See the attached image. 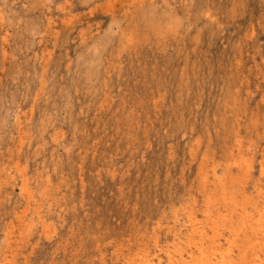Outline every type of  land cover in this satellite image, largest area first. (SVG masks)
Masks as SVG:
<instances>
[{
  "label": "rangeland",
  "instance_id": "obj_1",
  "mask_svg": "<svg viewBox=\"0 0 264 264\" xmlns=\"http://www.w3.org/2000/svg\"><path fill=\"white\" fill-rule=\"evenodd\" d=\"M240 155L264 0H0V264H122Z\"/></svg>",
  "mask_w": 264,
  "mask_h": 264
},
{
  "label": "bare ground",
  "instance_id": "obj_2",
  "mask_svg": "<svg viewBox=\"0 0 264 264\" xmlns=\"http://www.w3.org/2000/svg\"><path fill=\"white\" fill-rule=\"evenodd\" d=\"M252 165L240 155L228 166L242 170L240 176L228 168L214 171L203 182V203L194 197L180 206L181 214L167 227L172 240L143 239L122 264H264V186L247 192Z\"/></svg>",
  "mask_w": 264,
  "mask_h": 264
}]
</instances>
